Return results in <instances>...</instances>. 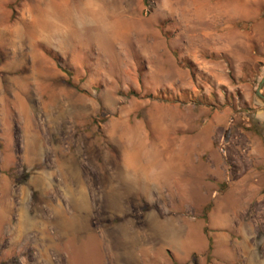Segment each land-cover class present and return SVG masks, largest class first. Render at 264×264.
I'll use <instances>...</instances> for the list:
<instances>
[{
    "label": "rangeland",
    "instance_id": "1",
    "mask_svg": "<svg viewBox=\"0 0 264 264\" xmlns=\"http://www.w3.org/2000/svg\"><path fill=\"white\" fill-rule=\"evenodd\" d=\"M263 75L264 0H0V264H264Z\"/></svg>",
    "mask_w": 264,
    "mask_h": 264
},
{
    "label": "bare ground",
    "instance_id": "2",
    "mask_svg": "<svg viewBox=\"0 0 264 264\" xmlns=\"http://www.w3.org/2000/svg\"><path fill=\"white\" fill-rule=\"evenodd\" d=\"M91 11H92V10H91V9L89 10V8H88V9H85V10H80V9L77 8V9H75V10L73 11V14H74V16L76 15L75 17H77L78 19H79V18L81 19V18H83L82 15H88ZM48 13H50V16H51V14L53 15V13L51 12V10H49ZM61 13H62V11H61ZM61 13H60V14H61ZM44 14H46V13H44ZM64 14H65V13H64ZM48 15H49V14H48ZM50 16H49V17H50ZM53 17H54V15H53ZM84 19H85V18H84ZM98 19H99V18H98ZM86 21H87V20H86ZM100 21H101V20H100ZM70 22H71V21H70ZM72 22H73V21H72ZM72 22H71V23H72ZM101 22H102V21H101ZM71 25H72V24H71Z\"/></svg>",
    "mask_w": 264,
    "mask_h": 264
},
{
    "label": "water",
    "instance_id": "3",
    "mask_svg": "<svg viewBox=\"0 0 264 264\" xmlns=\"http://www.w3.org/2000/svg\"><path fill=\"white\" fill-rule=\"evenodd\" d=\"M264 85V75L262 76L258 88L256 90V96L264 103V95L261 93V89Z\"/></svg>",
    "mask_w": 264,
    "mask_h": 264
},
{
    "label": "trees",
    "instance_id": "4",
    "mask_svg": "<svg viewBox=\"0 0 264 264\" xmlns=\"http://www.w3.org/2000/svg\"><path fill=\"white\" fill-rule=\"evenodd\" d=\"M209 242H211V241H209ZM173 264H179V263H175V262H174Z\"/></svg>",
    "mask_w": 264,
    "mask_h": 264
}]
</instances>
